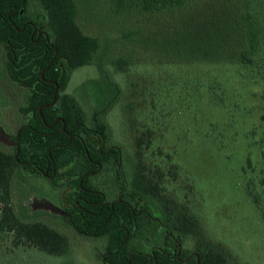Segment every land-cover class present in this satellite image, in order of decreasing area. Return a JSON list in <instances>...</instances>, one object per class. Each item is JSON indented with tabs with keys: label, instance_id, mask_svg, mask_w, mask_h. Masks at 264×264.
Returning a JSON list of instances; mask_svg holds the SVG:
<instances>
[{
	"label": "rangeland",
	"instance_id": "obj_1",
	"mask_svg": "<svg viewBox=\"0 0 264 264\" xmlns=\"http://www.w3.org/2000/svg\"><path fill=\"white\" fill-rule=\"evenodd\" d=\"M74 1L78 26L99 48L90 64L72 71L63 92L78 102L88 126L99 114L107 145L121 151L123 181L140 160L144 174L187 206L233 264H264V0L204 1L227 3L242 27L243 46L221 64L167 55L161 46L167 16L125 0ZM29 8L43 21L36 2ZM25 97L26 89L6 77L0 48V144L12 146L25 121L19 112ZM113 176L96 180L109 195ZM58 195L44 178L14 173V210L63 234L69 251L9 249L0 235V264H104L103 239L80 236L55 217ZM194 246L191 238L183 244L190 257Z\"/></svg>",
	"mask_w": 264,
	"mask_h": 264
},
{
	"label": "trees",
	"instance_id": "obj_2",
	"mask_svg": "<svg viewBox=\"0 0 264 264\" xmlns=\"http://www.w3.org/2000/svg\"><path fill=\"white\" fill-rule=\"evenodd\" d=\"M125 1L168 17L161 26V46L169 56L221 64L243 46L241 24L227 3ZM32 2L42 10L43 21L29 10ZM76 15L74 0H0L5 74L26 89L19 108L25 121L10 138L12 146L0 144V235L8 238L9 249L34 248L52 256L69 251L63 234L14 210L12 178L26 172L58 191L61 215L55 217L80 236L105 241L104 264H233L231 254L203 234L187 206L144 174L140 160L130 181H123L121 151L107 145L99 114L88 126L78 102L63 92L72 71L90 64L99 48L97 38L82 32ZM108 172L114 175L111 195L96 181ZM188 238L195 242L191 257L183 248Z\"/></svg>",
	"mask_w": 264,
	"mask_h": 264
},
{
	"label": "water",
	"instance_id": "obj_3",
	"mask_svg": "<svg viewBox=\"0 0 264 264\" xmlns=\"http://www.w3.org/2000/svg\"><path fill=\"white\" fill-rule=\"evenodd\" d=\"M12 145H13V143H12Z\"/></svg>",
	"mask_w": 264,
	"mask_h": 264
}]
</instances>
